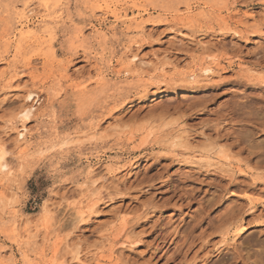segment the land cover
Returning <instances> with one entry per match:
<instances>
[{
	"label": "rangeland",
	"instance_id": "obj_1",
	"mask_svg": "<svg viewBox=\"0 0 264 264\" xmlns=\"http://www.w3.org/2000/svg\"><path fill=\"white\" fill-rule=\"evenodd\" d=\"M1 149L0 264H264V0H0Z\"/></svg>",
	"mask_w": 264,
	"mask_h": 264
},
{
	"label": "bare ground",
	"instance_id": "obj_2",
	"mask_svg": "<svg viewBox=\"0 0 264 264\" xmlns=\"http://www.w3.org/2000/svg\"><path fill=\"white\" fill-rule=\"evenodd\" d=\"M58 1V0H57ZM31 13V10H28L27 12H26V14H30ZM28 20V19H27ZM182 21V20H181ZM23 26H26V25H23ZM137 59H136V56H131V58L129 59V65H127V66H125V67H123L122 68V70H121V72L123 73V74H128V72H129V70H130V68H137V67H140V69H141V63H139V64H137V62L135 63V61H136ZM140 65V66H139ZM143 66H144V64H142ZM142 66V67H143ZM213 71H212V69L211 68H209V67H207V68H204V69H202V71H201V73H202V75H204V76H208V75H210L211 73H212ZM33 97V94L32 93H28V96H27V98H28V100L29 99H31ZM26 98V99H27ZM33 100H34V98H33ZM26 109V108H25ZM31 112V110L29 111V113ZM19 113H20V115H21V117L22 118H24V119H28L29 118V115L30 114H28V109L27 110H24V108H20L19 109ZM19 115V114H18ZM23 126V125H22ZM15 129H17V128H15ZM24 130H25V128L23 127L22 129H21V131H18L17 132V141L19 142V143H22V141H24ZM17 131V130H16ZM26 140V139H25ZM5 156H6V152L4 151V150H0V174H2V173H6L7 171H8V166H7V163H6V161H5ZM92 168V167H91ZM90 168V169H91ZM94 173V172H93ZM91 176V175H90ZM94 176V175H93ZM89 192V191H88ZM47 207H46V205H45V203H43L42 204V206H41V214L43 215V217H46L45 216V214H47L46 213V211H47V209H46ZM87 212H79V217L78 218H81V219H83V217H85V216H87L86 214H89V213H91L92 212V208H89V209H87L86 210ZM94 211V210H93ZM42 217V218H43ZM44 220V219H43ZM46 222H48V221H46ZM18 224V223H17ZM26 244V243H25ZM77 260H78V263L79 264H85L86 262L85 261H83V260H81V259H79V258H77Z\"/></svg>",
	"mask_w": 264,
	"mask_h": 264
}]
</instances>
